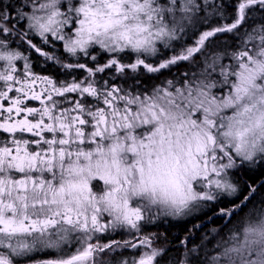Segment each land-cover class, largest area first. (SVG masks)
<instances>
[{
  "label": "snow or ice",
  "instance_id": "6c2138e0",
  "mask_svg": "<svg viewBox=\"0 0 264 264\" xmlns=\"http://www.w3.org/2000/svg\"><path fill=\"white\" fill-rule=\"evenodd\" d=\"M258 161L264 0H0V264H264Z\"/></svg>",
  "mask_w": 264,
  "mask_h": 264
},
{
  "label": "trees",
  "instance_id": "16d2710c",
  "mask_svg": "<svg viewBox=\"0 0 264 264\" xmlns=\"http://www.w3.org/2000/svg\"><path fill=\"white\" fill-rule=\"evenodd\" d=\"M35 70L38 73L43 74H48L49 71L48 66L44 65L42 62L36 63ZM182 70L183 69H181V71ZM51 71L55 70L51 69ZM176 74L177 72L175 69H173L171 76H169L167 70H165V76H167V78L169 79H171L172 76H175ZM71 78L72 77H69V79ZM164 78L165 77L162 76L160 77V80H163ZM159 82L160 81L157 80L150 81L151 84H157ZM235 179H238L240 184L242 185H248L259 190L256 194V201H253V203L248 204L246 208H242V210L240 211L239 217H237V221H239L244 217L245 213H247L254 206L257 208L260 207L257 201L264 197V188L261 187L262 185H264V165H261L259 161L256 164H245L239 169V171H236ZM196 223L200 224L203 230L198 231V234L194 235L193 239L195 240L196 244H199L201 238L207 236V240L205 241V243L207 247L211 248L212 245L215 243V241L212 240V237L215 235L213 229H220L223 231L224 225L227 223V221L213 223L212 220H209L207 217H205L202 220H197ZM157 225V227H152L151 231L157 232L161 235V242L163 246L176 248L177 251L173 253V255L179 257L181 255L179 243L180 241L185 239V237L189 234V232L192 231L193 228L191 220H180L178 222H170L169 220H166L162 223H157ZM229 227H231V225H229ZM165 237L167 239H165ZM209 241H211V243H209Z\"/></svg>",
  "mask_w": 264,
  "mask_h": 264
},
{
  "label": "rangeland",
  "instance_id": "374dc122",
  "mask_svg": "<svg viewBox=\"0 0 264 264\" xmlns=\"http://www.w3.org/2000/svg\"><path fill=\"white\" fill-rule=\"evenodd\" d=\"M170 222H178L180 221V219H173V218H168ZM188 218H185L184 220H186Z\"/></svg>",
  "mask_w": 264,
  "mask_h": 264
},
{
  "label": "flooded vegetation",
  "instance_id": "af4514ba",
  "mask_svg": "<svg viewBox=\"0 0 264 264\" xmlns=\"http://www.w3.org/2000/svg\"><path fill=\"white\" fill-rule=\"evenodd\" d=\"M30 103L33 104V105L38 106V102H36V101H32V102H30ZM168 220H169V219H168ZM186 220H188V219H186ZM157 223H159V221H158Z\"/></svg>",
  "mask_w": 264,
  "mask_h": 264
}]
</instances>
